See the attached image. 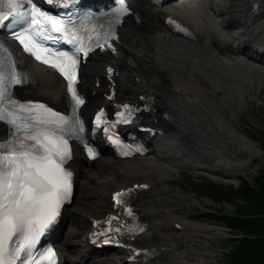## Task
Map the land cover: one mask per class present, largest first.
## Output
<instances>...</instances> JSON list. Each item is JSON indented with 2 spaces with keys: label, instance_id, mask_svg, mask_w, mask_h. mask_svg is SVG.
I'll return each mask as SVG.
<instances>
[{
  "label": "bare ground",
  "instance_id": "6f19581e",
  "mask_svg": "<svg viewBox=\"0 0 264 264\" xmlns=\"http://www.w3.org/2000/svg\"><path fill=\"white\" fill-rule=\"evenodd\" d=\"M132 4L139 20L132 16L125 19L118 53L96 52L84 66V86L89 92L84 110L91 113L105 101L106 66L112 62L120 94L137 96L147 92L158 97L161 105L156 116L161 127L144 155L120 158L104 148L99 158L87 163L81 154H76L72 164L78 171L77 194L66 208L59 238L67 264L120 263L131 254L125 249L120 251L124 256L115 251L95 252L89 233L92 217L112 209V192L140 179L148 180L150 187L137 190L134 201L149 223L132 243L157 246L160 264L199 263L204 255L191 258L185 238L193 240L198 232L217 225L185 220L181 208L171 201L173 233L180 234L186 243L175 244L172 230L162 231L169 225L159 216L163 210L157 209L155 202L163 195L174 199L175 187L163 178L182 167L194 172L205 169L229 181L235 178L232 173L246 168L259 151L257 142L221 110L218 91L222 90L225 105L236 104L246 98L251 87L264 82V0H172L163 5L132 0ZM170 13L181 17L194 35L172 31L164 21ZM25 62L34 76L29 84L20 87L21 93L65 103L64 81L42 64L28 58ZM0 135L6 136L2 123ZM220 136L235 140L240 155L234 156ZM155 172L159 175L152 176Z\"/></svg>",
  "mask_w": 264,
  "mask_h": 264
},
{
  "label": "rangeland",
  "instance_id": "374dc122",
  "mask_svg": "<svg viewBox=\"0 0 264 264\" xmlns=\"http://www.w3.org/2000/svg\"><path fill=\"white\" fill-rule=\"evenodd\" d=\"M240 14L242 13L240 12ZM245 29L247 30V27ZM222 94V90H219L221 110L248 137L257 142L258 154L250 159L245 166L246 168L234 171L232 174L235 178L229 181L205 169L194 172L187 168H177L172 176L163 178L166 184L175 187L174 199L171 200L163 195L161 199L158 198L155 201L157 209L163 210L159 216L165 219L169 225V229H163L162 231L169 232L172 230L171 233L176 238L175 244L178 241H181V244L187 243L191 258L200 259V256L204 255L200 262L196 264H226L225 252L232 247L231 238L235 233L231 231V227L224 220L220 219L219 212L221 211H218V209H222L223 212H230L234 209V202L225 197L224 189H228L231 184L238 185L242 179L253 181L264 167V82L251 87L246 93V98L240 99L236 103L237 105L227 103L225 105ZM176 130H173V132H176ZM220 137L223 138L227 147L234 152V156L240 155L241 151L236 147L235 140H229L224 136ZM153 175L158 176L159 173H152ZM140 181L148 182L146 179H140ZM171 201L176 202V206L181 208L180 213L185 220L189 219L198 223L210 222L217 226L212 227L213 229L206 228L205 232H198L193 240L185 238L186 243L182 242L181 235L173 233L175 222L173 221L174 216L170 214V209L173 207ZM115 252L124 256L121 252Z\"/></svg>",
  "mask_w": 264,
  "mask_h": 264
},
{
  "label": "trees",
  "instance_id": "16d2710c",
  "mask_svg": "<svg viewBox=\"0 0 264 264\" xmlns=\"http://www.w3.org/2000/svg\"><path fill=\"white\" fill-rule=\"evenodd\" d=\"M224 192L234 209H218L220 219L235 233L232 247L225 252L226 264H264V167L253 181L242 179Z\"/></svg>",
  "mask_w": 264,
  "mask_h": 264
}]
</instances>
